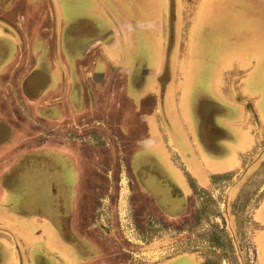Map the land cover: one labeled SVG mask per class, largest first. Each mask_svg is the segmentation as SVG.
<instances>
[{
  "label": "crops",
  "instance_id": "1",
  "mask_svg": "<svg viewBox=\"0 0 264 264\" xmlns=\"http://www.w3.org/2000/svg\"><path fill=\"white\" fill-rule=\"evenodd\" d=\"M240 47L244 59H236ZM263 59L264 0H0V264L154 260L150 246L134 259L139 246L123 233L118 211L102 219L98 206L114 201L125 169L117 142L85 130L89 110L148 105L138 122L146 138L160 140L152 111L160 88L173 149L142 157L134 143L128 179L183 217L189 200L193 209L192 181L242 179L258 165L254 239L264 262V121L252 106L263 96H243L250 81L264 87ZM235 131L239 139L226 143ZM167 180L180 190L164 202Z\"/></svg>",
  "mask_w": 264,
  "mask_h": 264
},
{
  "label": "rangeland",
  "instance_id": "2",
  "mask_svg": "<svg viewBox=\"0 0 264 264\" xmlns=\"http://www.w3.org/2000/svg\"><path fill=\"white\" fill-rule=\"evenodd\" d=\"M237 51L241 52L236 59H242L248 53L242 50V47ZM257 57L258 55L256 59ZM260 66L259 72L261 74L264 71V59ZM259 72L257 69L256 74L258 75ZM234 79H239V76L235 75ZM200 93L201 91L198 90V94ZM248 94L254 97H258L260 94L263 96L261 104L257 103L252 106H255V109L261 113V118L264 121L263 85L258 86L254 82H248L243 96ZM143 108V113H150V106L145 105ZM137 118L135 115V119L132 117L131 122L137 123L139 121ZM131 122L123 121L121 127L129 130L130 126L133 125ZM154 131L157 130L154 129ZM236 134H238L236 131L230 133V141L226 143L236 142L239 139ZM231 136H233L232 139ZM198 140V146L201 152L205 154L208 147L206 144H201L200 138ZM157 148L156 146L153 147L154 150ZM135 150H133V154ZM141 154L142 157L146 156V153L141 152ZM130 155L132 154L128 152L122 153V157L128 160H123L125 170H123L122 178L113 190L114 201L110 202L107 197L106 201L101 202L98 208L103 214L102 219L105 223L109 222V211L113 209L114 214L119 212L123 233L128 240L139 246L136 251L133 250L137 254L133 255L134 259L145 257L146 254L143 255L142 253L146 250V246H150L151 250H148L149 254L147 255L154 260H151L149 264H199L198 256L204 260V264H264L260 257V247L254 239L253 214L259 203L257 197L259 169L256 167L258 165L248 171L242 179L237 177L238 175L237 178L234 177L230 181H226L227 178L224 180L220 178L218 180L222 181L218 184H211L210 179H208L209 176L205 175L200 182L201 184L196 185L197 199L194 202L193 216L192 202L189 200L190 209H187L185 216L179 217L173 216L177 208L173 207L171 210H167L163 207L164 203L162 205L159 194L145 193L143 185H140L141 188L134 187L130 176L128 179L125 168L126 162L130 163ZM166 160L165 157L162 158L163 162ZM214 180L217 182L216 178ZM165 182L168 184L165 186L167 187V195H164L163 201L167 202L173 200V192L180 189L172 186L168 180ZM176 184L182 188V183ZM156 189L159 191L158 185L151 184V190ZM135 192L139 195L132 198ZM180 198L179 193L176 200L181 201ZM136 206L137 209H134ZM134 210L136 216L133 218ZM146 215L150 217L149 221ZM107 232L104 233L106 237L116 240L113 234H107ZM89 255L95 256L92 251Z\"/></svg>",
  "mask_w": 264,
  "mask_h": 264
},
{
  "label": "flooded vegetation",
  "instance_id": "3",
  "mask_svg": "<svg viewBox=\"0 0 264 264\" xmlns=\"http://www.w3.org/2000/svg\"><path fill=\"white\" fill-rule=\"evenodd\" d=\"M172 44H173V41L167 42V46H168L167 52H170V50L172 48ZM86 75H87V77L89 76V74H86ZM93 76H95V75H93ZM93 76L90 77V78H92V81H93V78H95ZM107 77H109V74L107 75ZM110 78H112L111 75H110ZM88 79H89V77H88ZM143 79H144V75L139 74V78H138L139 82H143ZM125 84L126 83H124V85ZM155 84L157 85L158 82L156 81ZM153 92H155V89H153ZM157 100L158 101L153 106L154 108H152V111L155 113V118L157 120V121H155V125H154L155 127L154 128L157 130V135H158V137H160V140H158L157 138H155V139L154 138H146V132L143 128V125L139 122H137V123L135 121L131 122L132 117H133V119H135V115H140L143 113V111H141V109L132 107L129 104H122V105H117V106H114V105L100 106L101 109L106 107L105 114H103V112H100V114H98L95 111L91 112L89 110L88 113L91 117V120H90V126L91 127H89V129H87L85 131L87 132L89 130H93L94 128L96 130L100 129V132H102V135L106 134L107 140H109L108 141L109 143L113 144V146H114L115 142H117L116 147L121 149V151L119 153V158H120V161L123 162V164H124L123 160H125V161L128 160V159L126 160L122 157L123 152H128V153L132 154V155H130V158H129L130 160L135 155V153L134 154L132 153L134 150V143H141L142 148L144 150L143 152H145L147 154L157 150L158 148L160 149V151L163 150L162 152L168 150V152L171 154L170 151L173 148H172V145L169 143V141L166 138V134L168 133V125H167L168 122L166 121V118L164 119V113L166 114V110H165V106L163 105V102H162V88L159 89V95H158ZM150 108H151V106H150ZM103 111H104V109H103ZM99 116H100V118H99ZM97 118H98V120H97ZM103 118H105L104 122H103ZM123 121H125V122L130 121L133 124L132 126H130L129 130L128 129L125 130L121 127ZM114 133H116L117 136L112 135ZM75 134H77V132ZM89 139H91L95 142H98V139L101 140V138L96 137V135H90ZM107 140L105 142H107ZM157 140H158V143H156ZM105 142L101 140V143H105ZM98 143H100V142H98ZM155 146L158 148L154 150L153 147H155ZM131 147L133 149L129 150V148H131ZM160 156H161V158H164V157L166 159L168 158V155L166 157V154H162ZM126 164H128V163L126 162ZM232 179L233 178H229L228 181H230ZM221 181L222 180H219L215 183L218 184ZM196 185H198V183H195L193 181L191 182V186H192V189L194 191V196H195L194 202L197 199ZM134 187H139V185H134ZM115 188H116V186L114 185L113 190H115ZM111 211H113V209ZM193 212H194V205H193V209H192V216H193Z\"/></svg>",
  "mask_w": 264,
  "mask_h": 264
}]
</instances>
